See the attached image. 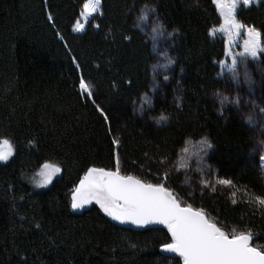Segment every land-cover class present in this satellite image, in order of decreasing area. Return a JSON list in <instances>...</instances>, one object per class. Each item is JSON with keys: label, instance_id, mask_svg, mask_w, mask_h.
<instances>
[{"label": "trees", "instance_id": "1", "mask_svg": "<svg viewBox=\"0 0 264 264\" xmlns=\"http://www.w3.org/2000/svg\"><path fill=\"white\" fill-rule=\"evenodd\" d=\"M86 2L0 0V140L15 150L0 163V264H183L160 250L170 242L166 228L123 227L94 203L71 208L72 190L87 170L114 171L117 158L122 175L164 182L182 204L203 209L226 232L251 231L252 246L264 249V206L255 199L264 198L256 153L264 133V54L237 73L258 82L234 88L222 74L225 40L209 35L222 22L213 0H102V14L75 33ZM142 8H155L173 34L176 64L139 115L155 57L136 20ZM237 19L264 34V0L240 6ZM81 80L93 88L92 98L80 91ZM161 115L167 120L158 122ZM205 137L214 146L208 166L232 184L201 193L190 189L189 171L176 166L186 146ZM45 163L59 166L61 176L39 193L31 179Z\"/></svg>", "mask_w": 264, "mask_h": 264}, {"label": "snow or ice", "instance_id": "2", "mask_svg": "<svg viewBox=\"0 0 264 264\" xmlns=\"http://www.w3.org/2000/svg\"><path fill=\"white\" fill-rule=\"evenodd\" d=\"M101 3L102 0H87L82 15L92 17L98 12L102 14ZM214 3L219 5L223 17L220 31L227 33L229 40L233 36L240 37L241 30H245L246 38H243L240 45L243 51L238 54L244 60L240 62L246 63L247 58L260 59L261 54H264V34L254 26L241 23L236 16V10L241 4L247 7L252 3H259V0H214ZM148 11L154 15L157 10L150 8ZM49 19L52 17L49 16ZM158 29H163V25L157 18L156 27L151 31L156 32ZM74 30L83 31L84 25L77 22ZM209 35H214V32L210 30ZM231 46L229 44V50ZM169 63L172 61L169 60ZM237 64V55L232 54L229 67L234 68ZM168 79L169 77L165 75L164 80ZM80 88L82 94L89 98L93 97V92L83 80L80 82ZM227 100L228 97L225 96L220 101L221 105H225ZM233 104L239 106L240 100L235 99ZM96 108L103 119L108 121L109 117L105 110L99 105ZM259 111L264 115V106H260ZM166 120L167 117L161 115L158 122ZM252 121V115L247 116L246 122ZM113 144L119 147V140L114 139ZM201 144L205 155L214 147L206 137ZM260 149L264 151V141L260 142ZM184 151L187 152L188 149L185 148ZM12 155L13 146L9 140H0V161L6 162ZM259 159L261 166L264 167V155H260ZM60 171L57 165L43 164L36 186L46 187L51 184ZM167 175L165 173V180ZM219 183L231 185L232 181L224 179ZM255 199L258 205L264 206V198L257 196ZM232 202L236 203L235 200ZM93 203L98 205L107 217L120 224H131L139 228L163 225L170 234V242L161 244L160 250L176 254L182 258L183 264H264V249L252 246L251 231L226 232L218 226V222L209 219L203 209L194 208L192 204H182L179 197L164 182L149 183L133 175H122L118 158L114 171L91 167L72 190L73 210L83 209Z\"/></svg>", "mask_w": 264, "mask_h": 264}, {"label": "rangeland", "instance_id": "3", "mask_svg": "<svg viewBox=\"0 0 264 264\" xmlns=\"http://www.w3.org/2000/svg\"><path fill=\"white\" fill-rule=\"evenodd\" d=\"M260 1L261 0H259V2ZM214 4L218 10V13L221 17L222 22H221L220 26H218L212 30L214 32L213 36L221 37V38H224V40H225V56H226V58L221 64L223 76H226L227 80L231 79L233 83L238 84L234 88L240 87L241 84L243 83V81L245 82V84H246V82H251L252 84L253 83L256 84L258 81L252 82L251 77L249 75H247V73L237 74L238 72L240 73L242 71L247 72L246 68H244V66L246 65L247 62L246 63L240 62V61H243L244 58L239 57V55H238L241 51H243V49L240 45H242L243 38H246L244 36L245 30L244 29L241 30V36L240 37L233 36L231 38V40H229L227 33L220 31L221 27L223 26V17L219 11V5H217L216 3H214ZM255 4H258V3H252L249 6H252ZM240 6H242V4ZM238 8H237V10H238ZM237 10H236V16H237ZM140 13H139V15H137L136 20H138L140 23H143L144 26L143 25L142 26H143L144 30L146 31V33H148V39L152 43L154 56H155L154 57V63L152 65L153 87L151 90V94L142 96L141 99L139 100V102L137 103L136 108H135L136 112L139 115H144L145 112L148 111L152 106L153 95L159 93L162 86L165 83H167L168 80L175 73L176 59H175V55L173 52V42H172L173 35L168 36L167 35L168 32H166V30L164 28L158 29L156 32L151 31L152 28L156 27L157 17L155 15H153L151 12H149L148 9H146V8H142ZM99 14H100L99 12L95 13V14H93L92 17H86V16L82 15L81 19L78 22L84 25V30L83 31H75L74 30L75 33L84 32L86 30V28L88 27V24L91 22V20ZM229 44L232 45L230 50H229ZM232 54H236L237 60H238V64L234 68L229 67L231 65V55ZM169 60H171L172 63H169ZM252 60L253 59H251V58H247V61H252ZM165 75H167L169 77V79L167 81L164 80ZM259 76L261 77V79L264 80V71H261ZM85 83L93 92V88L87 82H85ZM247 86L248 87H246V88H248V92H251L253 90V87L251 85H247ZM227 88L231 89L232 87L227 86ZM80 91L82 92L81 88H80ZM251 105H254V103ZM258 120H259L258 117L255 115V121H256L255 123L258 124V126L260 127L262 125H260L257 122ZM261 136L262 137L260 138V140L264 141V133L261 134ZM260 140H259V145H258L256 153L258 154L257 157H258L259 164L261 166V162H260L259 158H260V155H264V151H261V149H260V142H261ZM186 149H188V151L185 152L183 150V152L181 153L180 159L177 163L176 169L179 171H183V172H184V170L189 171L190 174L187 175V177H188V185H189V187H191L190 189L198 187L200 189L201 193H203L204 191H212L218 187L228 186V185L220 184L219 183L220 179L217 178L216 172L208 166L209 165L207 163L208 151H207V154L205 155L201 142L190 143L186 146ZM14 154H15V150L13 147V155L9 158V160L6 162L0 161V163L9 162L13 158ZM49 164H52V163H49ZM53 165H55V164H53ZM261 168L264 171V167L261 166ZM41 169L38 170L31 179L32 188L34 189V191L39 192V193L49 190L51 188V186L53 185V183L56 181V179H58L61 176V171H60L53 178V181L51 184L47 185L46 187H37L36 181H38L40 179L39 173H40ZM121 174H122V172H121ZM89 206L90 205H87L84 208L89 207ZM83 209H77L74 211L79 212V211H82Z\"/></svg>", "mask_w": 264, "mask_h": 264}, {"label": "water", "instance_id": "4", "mask_svg": "<svg viewBox=\"0 0 264 264\" xmlns=\"http://www.w3.org/2000/svg\"><path fill=\"white\" fill-rule=\"evenodd\" d=\"M110 218V217H109ZM111 219V218H110ZM113 221V220H112ZM115 222L116 224L118 225H121L123 227H126V228H130V229H133V230H137V231H140V230H145V229H152V228H165L163 225H149L147 227H144V228H139V227H136L134 225H131V224H120L119 222H116V221H113ZM251 243V242H250ZM169 255L171 256H177L176 254H172V253H169ZM182 259V258H181Z\"/></svg>", "mask_w": 264, "mask_h": 264}]
</instances>
